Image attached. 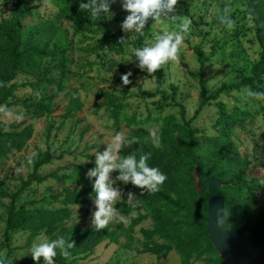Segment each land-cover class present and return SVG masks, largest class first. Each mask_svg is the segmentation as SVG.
I'll list each match as a JSON object with an SVG mask.
<instances>
[{"label": "trees", "instance_id": "obj_1", "mask_svg": "<svg viewBox=\"0 0 264 264\" xmlns=\"http://www.w3.org/2000/svg\"><path fill=\"white\" fill-rule=\"evenodd\" d=\"M53 1L58 8L55 20H38L30 25L27 21L28 10L23 8L25 0H13L11 17L0 21V110L15 105L27 111L26 115L32 118L51 117L55 112L57 98L67 90L71 60L68 54L70 48L65 44L69 33L64 27L72 26L76 36L93 29L97 22L90 19L87 12L80 11L81 0ZM84 2L86 3L85 0ZM128 14L126 11L119 13L121 23ZM247 15L251 19L261 50L251 76L223 84L212 96L208 95L202 84L200 104L192 119H186V108L177 100L178 88L173 87L171 94H167L162 88V69L151 74L138 70L144 75L155 76L158 81L157 91L143 92L144 97L155 98L160 94L165 99L166 106L178 108L182 116V121H177L174 116L163 119L160 147L152 148L146 144L142 138L143 130L139 129L130 139L135 142L121 151L122 155L134 151L137 156L148 154L149 166L158 167L167 177L155 192H141L131 184L124 185L120 182L124 185L122 194L134 192L142 202L141 206H134L125 200L116 205L115 209L119 214L128 216L134 211L138 212L130 227L123 232L132 239L131 234L138 225L147 220L153 223L151 230L142 231L146 242L143 243L141 253L164 258L175 250L182 257V264H191L192 261L227 264L221 260L206 233L207 195L196 193L195 171L198 172L201 183L211 177L222 182L221 195L227 210V223L243 241L264 232V204L259 205L251 192V184L259 181L258 166L244 159L230 140V132L243 114L238 108L229 111L225 104L218 101L222 94L239 93L246 88L264 95V0H248ZM155 23L149 18L142 40ZM122 38L121 35L109 40L108 49L117 51L124 48L126 43L121 42ZM195 54L200 68L194 77H203L209 59L201 49H197ZM53 59H58L55 68L44 66V63ZM21 76L33 78L35 82L22 84L18 82ZM27 87L40 92V99L18 98V91ZM69 97L71 100L63 115L64 119L74 118L75 111L82 107L75 96L69 94ZM106 97L115 102L111 94H106ZM212 102H216L214 106L217 107V117L211 126L215 134H208L204 129L199 130L194 122L207 107L213 105ZM113 111L118 116L119 108ZM32 136L33 125L27 124V121L17 126L0 123V167L15 152L23 151ZM56 160L60 158L49 147L35 164L33 172L18 178L21 187L14 193L9 191L5 182H0V206L7 213L5 241L2 246L12 253L24 248L30 249L33 242H38L41 237L44 238L43 241L63 237L73 242L74 246L68 249L67 257L57 250L54 262L69 264L79 258H88L105 241L118 244L122 233L112 230V225L100 230L85 229L80 224L69 225L73 216L71 207L84 206L88 203L87 197L94 198L86 173L94 167L95 156L90 157L89 163L71 164L46 176L39 175L42 167ZM49 180L64 185L75 182L78 188H66L56 196L55 199L60 200V206L56 209L18 207L19 197L24 190ZM140 211H144V214ZM15 232L26 234V241L24 246L15 247L14 250L10 240L11 234ZM19 264H35V261L28 255Z\"/></svg>", "mask_w": 264, "mask_h": 264}, {"label": "rangeland", "instance_id": "obj_2", "mask_svg": "<svg viewBox=\"0 0 264 264\" xmlns=\"http://www.w3.org/2000/svg\"><path fill=\"white\" fill-rule=\"evenodd\" d=\"M247 2L248 0H178L175 13L177 17L153 24L150 33L143 40V35L131 38L132 33L121 31V21L118 18L119 13L125 10L122 9L120 0L111 5L112 19L92 18L97 22L96 26L83 34L75 36L72 26L64 27L69 33L65 44L70 48V74L66 83L67 90L57 98L53 116L32 118L26 115L27 111L15 105L0 110V123L17 126L27 121V124L33 125L32 139L24 150L15 152L0 167V182H5L10 192L19 190L21 183L18 178L32 173L35 164L49 147L60 160L42 167L39 170L40 176H46L71 164L89 163L90 157L95 156L97 151L103 152L107 142L117 132H123L127 139H131L141 129L146 144L152 148L160 147L163 119L174 116L177 121H182L181 112L173 105L166 106L165 99L160 94L155 98L144 97L143 92L157 91L158 81L153 75L140 73L135 67V60L123 63L126 59H131L129 50L150 46L162 28L179 31L182 20L191 21L177 59L168 61L160 68L164 71L162 88L167 94L172 93L173 87L178 88L177 100L186 108V119L190 120L200 104L202 84L205 85L208 95L212 96L223 84L251 76L252 68L259 60L261 50L251 19L247 15ZM23 8L28 10L27 21L30 25L38 20H55L58 15V8L53 0H25ZM12 9L13 0H0V21L8 20ZM121 35L124 40H128L125 41L124 48L109 50L107 42ZM197 49L202 50L209 63L203 77L196 78L194 74L200 68L195 54ZM57 62L58 59L49 60L44 66L55 68ZM129 70L133 72L130 77L132 83L124 86L120 76ZM18 82L34 83L35 80L21 76ZM69 94L75 96L82 107L75 111L74 118L64 119L63 115L71 100ZM106 94H111L115 102L109 100ZM255 94L257 93L246 88L239 93L222 94L218 101L225 104L229 111L238 108L243 114L231 130L230 140L244 159L258 166L259 181L251 184V192L259 205H263L264 95ZM17 97L39 100L40 92L27 87L20 89ZM212 104L194 122L199 130L204 129L208 134H215L211 126L217 117V107L214 106L216 102ZM117 108L118 116L113 111ZM5 129L9 130L7 127ZM117 185L122 190L124 185L120 182ZM66 188L77 189L78 186L75 182L64 185L51 180L41 185L35 184L20 195L18 207L56 209L60 206V200L55 198ZM87 199L86 205L71 207L73 216L70 226L80 224L82 228H92L94 198ZM125 200L129 202L127 193L122 194L113 207ZM129 203L134 206L142 205L137 195ZM140 213L144 214V211ZM137 216L136 211L128 216L116 211V217L108 225H112V230L122 233L119 243L105 241L88 258H79L69 264H182V257L175 250L164 258L141 253L143 243L146 242L142 231L151 230L152 221L147 220L138 225L131 234L132 239L123 232ZM6 221V209L0 206V258L5 260V264H19L30 252L24 248L9 253L3 248ZM43 240L41 237L38 242ZM25 241L26 234H11L10 244L14 250L15 247L24 246ZM191 264L205 263L192 261Z\"/></svg>", "mask_w": 264, "mask_h": 264}, {"label": "clouds", "instance_id": "obj_3", "mask_svg": "<svg viewBox=\"0 0 264 264\" xmlns=\"http://www.w3.org/2000/svg\"><path fill=\"white\" fill-rule=\"evenodd\" d=\"M114 3L116 0H88L87 3L81 0L80 11L87 12L90 19L107 17L110 20L113 18L111 5ZM120 4L122 9L129 13L120 27L124 33H132L131 38L143 35L149 18L153 22L160 23L163 20H172L177 17L175 13L178 0H120ZM190 23V20H182L179 31H168L166 28H162L161 33L155 36L154 42L150 46L131 48L129 50L131 59H126L123 63L135 60V67L139 71L151 74L168 61H175L184 41V34L189 31ZM124 41L128 40L122 38L121 42ZM132 75L131 70L122 74L120 76L122 85L131 84L130 77ZM249 95H253V93H249ZM134 142V140L127 139L123 132H117L107 142L103 152H95L94 167L88 169L86 173V178L92 183L94 194L95 210L91 214V226L95 230L105 228L116 217V209L113 205L122 195V190L117 182H122L124 185L131 184L141 192H155L167 178L158 167L149 166L148 154L137 156L136 151L128 155L121 154L123 149L130 147ZM113 173L118 174L113 178ZM135 196L134 192L127 193L129 202ZM73 246V242H69L63 237H57L53 240L33 242L29 252L35 264H41V261L43 264H55L54 258L58 254L57 250L61 255L67 257L68 249ZM0 264H5L3 258H0Z\"/></svg>", "mask_w": 264, "mask_h": 264}, {"label": "water", "instance_id": "obj_4", "mask_svg": "<svg viewBox=\"0 0 264 264\" xmlns=\"http://www.w3.org/2000/svg\"><path fill=\"white\" fill-rule=\"evenodd\" d=\"M194 178L196 193L207 195L206 233L221 260L227 264H264V232L243 241L227 223L222 182L211 177L201 183L197 171Z\"/></svg>", "mask_w": 264, "mask_h": 264}]
</instances>
